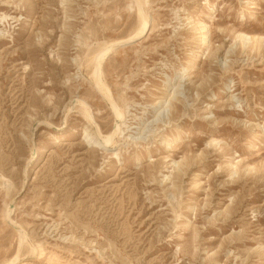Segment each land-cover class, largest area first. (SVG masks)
I'll return each instance as SVG.
<instances>
[{
	"label": "rangeland",
	"instance_id": "rangeland-1",
	"mask_svg": "<svg viewBox=\"0 0 264 264\" xmlns=\"http://www.w3.org/2000/svg\"><path fill=\"white\" fill-rule=\"evenodd\" d=\"M139 4L0 0V264H264V0Z\"/></svg>",
	"mask_w": 264,
	"mask_h": 264
},
{
	"label": "bare ground",
	"instance_id": "bare-ground-1",
	"mask_svg": "<svg viewBox=\"0 0 264 264\" xmlns=\"http://www.w3.org/2000/svg\"><path fill=\"white\" fill-rule=\"evenodd\" d=\"M136 1V4H137V7H138V12H137V16H138V21H139V27H138V29L136 30V32L132 35V36H130V37H128V38H126V39H124V41H130V40H133V39H135V38H138V37H140L144 32H145V30H147V27H148V23H149V21H148V18H147V16L144 14V12H143V10L141 9V6H140V4H139V0H135ZM238 37H240L241 39H242V41H245V40H248L249 39V37L246 35V34H242V33H239V35H238ZM261 37H256V39L257 40H259ZM205 39V37H203V43H204V40ZM114 45H115V43L114 44H111L110 43V45H108L107 46V44L105 45V47L104 48H102L100 51H98L96 54H95V56H94V58H92L93 60V68H94V71H92L93 73V75H92V78H93V80H94V83H95V85H96V87H97V89L98 90H100V92L104 95V96H106L107 97V99H108V101H109V103H110V105H111V108H112V110H113V112H114V114H115V117L116 118H118V119H122L123 118V114H122V112L116 107V105L114 104V102L111 100V98H110V96H109V94H108V91L105 89V87L103 86V83L101 82V71H100V67H101V63H102V61H103V59H104V57L106 56V55H108L109 53H110V51L112 50V48L114 47ZM107 46V47H106ZM177 90V89H176ZM174 94V93H173ZM173 96H171L170 97V99L172 98ZM76 101H78V103L81 105V107L83 108V111H84V113H85V116L89 119V121L91 120V117H90V114H89V109H88V107H87V105H85V103L82 101V100H76ZM161 103H167L165 100L164 101H160ZM168 103H170V100L168 101ZM115 125V124H114ZM118 129H119V125H115V128L113 129V131H112V133H110L109 135H107L106 137H101V138H99V139H95V138H89V140L88 141H91L92 140V143H96V144H98L99 146L101 145L102 147H107L108 145H109V142H110V140H111V138L113 137V135H115L116 133H117V131H118ZM98 135H100V133H98ZM86 137H88V135H86ZM213 143V142H212ZM8 207V206H7ZM6 207V208H7ZM11 210L8 208V210L7 211H5L4 212V218H9V212H10ZM18 235H19V242H20V244L22 245V242L24 241V239H26L25 237V232L23 233V232H21L20 231V229H19V231H18V233H17ZM19 244V245H20ZM20 247V246H19ZM34 250V249H33ZM32 250V251H33ZM35 250H36V248H35ZM34 250V251H35ZM40 253V252H39ZM45 254V253H44ZM18 259V256H17V254L15 255V257L14 258H12V260L10 261H8L9 263H7V264H13L16 260Z\"/></svg>",
	"mask_w": 264,
	"mask_h": 264
}]
</instances>
